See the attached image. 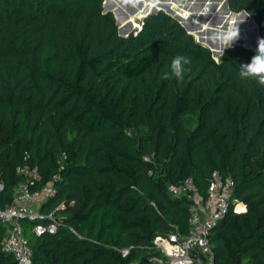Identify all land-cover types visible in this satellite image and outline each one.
Wrapping results in <instances>:
<instances>
[{
	"label": "trees",
	"instance_id": "16d2710c",
	"mask_svg": "<svg viewBox=\"0 0 264 264\" xmlns=\"http://www.w3.org/2000/svg\"><path fill=\"white\" fill-rule=\"evenodd\" d=\"M102 2L0 0V206L24 165L41 184L59 176L43 211L65 204L54 233L23 221L30 264H162L154 236L189 228L188 200L167 184L190 177L204 195L214 170L234 181L208 235L216 264H264V87L238 76L255 50L237 41L217 60L162 10L121 35ZM227 4L264 38V0ZM177 55L183 80L164 79ZM4 234L0 222V264H18Z\"/></svg>",
	"mask_w": 264,
	"mask_h": 264
},
{
	"label": "built area",
	"instance_id": "2783aa9c",
	"mask_svg": "<svg viewBox=\"0 0 264 264\" xmlns=\"http://www.w3.org/2000/svg\"><path fill=\"white\" fill-rule=\"evenodd\" d=\"M17 172L23 179L14 187L11 200L0 206V222L5 226L1 247L3 251L13 254L18 264H30L33 249L24 233L23 221H33L30 229L36 235L54 233L59 224L54 210L63 208L65 204L59 203L52 211L42 210L45 203L56 195L58 175L41 184L40 174L35 166L24 165L18 167ZM233 189L232 177L223 175L218 170L212 171L204 195L196 189L190 177L178 183L167 184L171 195L186 197L188 200L189 228L185 234L175 228L154 236L152 243L164 256L162 264H216L208 235L227 213ZM245 209L242 202L234 203L236 212H243ZM127 251L128 248L120 249L122 255Z\"/></svg>",
	"mask_w": 264,
	"mask_h": 264
},
{
	"label": "water",
	"instance_id": "95a60500",
	"mask_svg": "<svg viewBox=\"0 0 264 264\" xmlns=\"http://www.w3.org/2000/svg\"><path fill=\"white\" fill-rule=\"evenodd\" d=\"M110 0H103L102 2V7L104 10H108L111 11L114 14L115 17V21L120 23L121 21H125L124 25H119L118 28V32L127 35L128 32L131 31H135L133 30V22L132 19H128L126 20L127 16L124 13V10L117 6L115 7V9L113 8L114 4H109ZM112 2H114L113 0H111ZM121 3H123V5L129 6V7H133V5H130V0H119ZM135 1H140V0H135ZM153 1V0H152ZM220 1L221 4H220ZM156 5L152 6L151 8L146 7L144 12H142L139 16L138 14L136 15V17H134V23H136L137 25V29L139 30L141 25H142V19L150 13H154L158 10H162L170 15H174L175 18L179 21V23L185 28V30L187 32H189L190 34L194 35L193 31L191 30H196L197 32V36L195 38V40L199 43H201L202 45L206 46L207 48H209V50L211 51L212 54H218V53H222L224 51L223 47L224 45H222L217 39V33L220 31L217 28H208L206 27L203 28L201 23L193 20L191 17L193 16H197V14H199L200 16H204V14L206 15V13H199L202 9L203 6H205V4L207 3V0H184L182 6H179V0H157L156 1ZM209 3L211 5L214 6H218L220 5V9L222 8L225 13L228 14V20L230 19V9L228 7L227 4V0H209ZM142 5L139 6V8H141ZM138 8V10H139ZM180 9H187L189 11V15L186 16H182L179 11ZM138 12V11H137ZM119 14L121 15V17L119 18ZM210 13H208V15H206V17L204 18V20H207L209 17ZM245 19H248V23L253 25L252 28L250 29L251 32L255 34L256 38H251L250 35H248V43H244V45L246 46V48L252 49L256 51V47H257V41L258 38H261L258 27L256 25V23L254 22L253 18L245 11V10H241L239 12H236L235 14V18L234 20V24H236L237 22H241L244 21ZM227 23V22H226ZM207 31V32H206ZM136 32V31H135ZM249 33V34H250ZM242 31L239 30V39H243L241 37ZM205 35L207 36L205 38ZM233 46V43L232 45ZM230 46V47H231ZM223 49V50H222Z\"/></svg>",
	"mask_w": 264,
	"mask_h": 264
},
{
	"label": "clouds",
	"instance_id": "9594fccd",
	"mask_svg": "<svg viewBox=\"0 0 264 264\" xmlns=\"http://www.w3.org/2000/svg\"><path fill=\"white\" fill-rule=\"evenodd\" d=\"M239 38L238 25L229 26L226 30L217 33L216 39L224 45L223 49L230 47L234 41ZM222 49V50H223ZM190 61L183 55L173 57L171 61V71L164 73V79L176 78L178 81L183 80L186 65ZM238 76L244 81H255L264 87V38H258L255 55L250 62L239 65Z\"/></svg>",
	"mask_w": 264,
	"mask_h": 264
},
{
	"label": "rangeland",
	"instance_id": "374dc122",
	"mask_svg": "<svg viewBox=\"0 0 264 264\" xmlns=\"http://www.w3.org/2000/svg\"><path fill=\"white\" fill-rule=\"evenodd\" d=\"M113 1L114 2H112L110 0L109 4H111V5L114 4L113 8L117 7V6L121 7L124 10L125 15L127 16L126 20L131 19V18L134 19V17H136L137 13L140 14L141 11H138V8L140 5H142L141 9H143V11H144L146 7L151 8L152 6H155L157 4L156 3L157 0H153V1L152 0H140V1L130 0V5H133V7L131 8L129 6L123 5V3H121L119 0H113ZM183 2H184V0H179L178 5L182 6ZM221 2L222 1H220V4H221ZM143 4H144V6H143ZM200 10L201 11L199 13L205 12L206 15H208V13H210L207 20H204V18L206 17L205 14H204V16L199 17V15H198V17L192 16L191 18L193 20L199 21L203 25V27H205V29H206V27L217 28L221 31V30H226L229 26L238 25V29L241 30L242 33L244 34V32H247L248 28L251 29L253 26V25L248 23V19H245L244 21H241V22L239 21L236 24H234L233 19L235 18L236 12L230 11V13H229L230 19L228 20V14L225 13V11L222 8L220 9V5H218V6L211 5L209 3V0H207V3L205 4V6H203L202 9H200ZM185 13H189V11L187 9H181V15L183 17L185 15ZM116 23H117V27H118L120 25V23H118V22H116ZM122 25H124V23H122L121 26ZM136 29H137V25L133 26V30H136ZM119 34L125 35L122 33H119ZM243 34H241V35H243ZM193 36H194V38H196L195 34ZM205 38H206V36H205ZM237 41H240L241 45L246 48V46L244 45V43H246L244 39L238 38L236 41L233 42V45L236 44ZM220 54L221 53L213 54V55L218 60Z\"/></svg>",
	"mask_w": 264,
	"mask_h": 264
},
{
	"label": "bare ground",
	"instance_id": "6f19581e",
	"mask_svg": "<svg viewBox=\"0 0 264 264\" xmlns=\"http://www.w3.org/2000/svg\"><path fill=\"white\" fill-rule=\"evenodd\" d=\"M138 11H141L140 14H141L142 12H144L143 9H141V8H139ZM185 12H186V11H185ZM179 13L181 14V9H180ZM140 14H139V15H140ZM139 15H138V16H139ZM186 15H189V13H185L184 16H186ZM198 15H199V14H197L196 17H198ZM195 21H197V20H195ZM211 21H212V20H211ZM133 22H134V20H133ZM197 22H199V21H197ZM199 23H200V22H199ZM233 23H234V22H233ZM135 24H136V23H135ZM201 25H202V24H201ZM202 27H203V25H202ZM203 28H205V27H203ZM192 31H194L193 33H194L196 36L198 35L197 32H196V30H192ZM249 31H250V30H249ZM205 36H206V35H205ZM206 37H207V36H206Z\"/></svg>",
	"mask_w": 264,
	"mask_h": 264
}]
</instances>
